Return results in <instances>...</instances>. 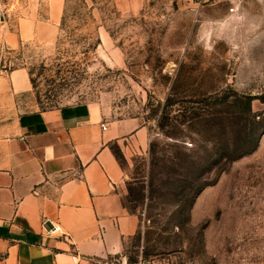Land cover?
<instances>
[{"label": "rangeland", "instance_id": "374dc122", "mask_svg": "<svg viewBox=\"0 0 264 264\" xmlns=\"http://www.w3.org/2000/svg\"><path fill=\"white\" fill-rule=\"evenodd\" d=\"M54 1L7 0L8 19L38 6L47 18ZM230 7L62 0L53 41L8 58L31 76L30 107L92 105L148 132L146 144L112 145L132 190L125 204L141 221L128 263L264 264V0L237 15Z\"/></svg>", "mask_w": 264, "mask_h": 264}, {"label": "crops", "instance_id": "0c3cea01", "mask_svg": "<svg viewBox=\"0 0 264 264\" xmlns=\"http://www.w3.org/2000/svg\"><path fill=\"white\" fill-rule=\"evenodd\" d=\"M43 11L0 20V264H126L141 221L112 145L146 144L148 132L92 105L30 107L28 70L7 63L26 43L53 41L62 0Z\"/></svg>", "mask_w": 264, "mask_h": 264}, {"label": "built area", "instance_id": "2783aa9c", "mask_svg": "<svg viewBox=\"0 0 264 264\" xmlns=\"http://www.w3.org/2000/svg\"><path fill=\"white\" fill-rule=\"evenodd\" d=\"M226 1H228L231 4V7L229 9L230 14L237 15L240 12L243 5L250 0H226ZM7 7H8L7 0H0V20L3 23H6L9 17V10ZM104 129H106V126H104ZM56 231L60 232L61 229L57 228ZM126 264H132V263L127 262ZM134 264H146V263L143 259H141Z\"/></svg>", "mask_w": 264, "mask_h": 264}, {"label": "trees", "instance_id": "16d2710c", "mask_svg": "<svg viewBox=\"0 0 264 264\" xmlns=\"http://www.w3.org/2000/svg\"><path fill=\"white\" fill-rule=\"evenodd\" d=\"M66 12H67V7H66L65 12H64L63 22H64V20H65ZM246 105H247L248 111H251V110H252V99H249V100L246 102ZM242 142H244V140H243ZM251 150H252V149H251ZM152 151H153V146H151V151H150V153H152ZM248 151H250V149L247 150V151L241 152V153H236V154H234V155H230L229 157H226V158L224 159V160H225L224 162H227V163H228V162H230V161H233V160H235L236 158H239L240 156L246 154ZM113 152H114V155L116 156V158L118 159V161L120 162L121 157H120V155L118 154V152H116L115 150H113ZM120 164H121V163H120ZM198 177H199V178H198ZM197 178L199 179L198 183H196L193 187H191L192 189H195V190H194L195 194H194V198H193V200L198 196V194L200 193V191H201L202 188H203V185L200 183V182H201V173H200V175L197 176ZM128 189H129V196H131V194H132V190H131V188H128ZM126 207H127L130 211H132V209H131L128 205H126ZM132 212H133V211H132ZM133 213H134V212H133Z\"/></svg>", "mask_w": 264, "mask_h": 264}]
</instances>
